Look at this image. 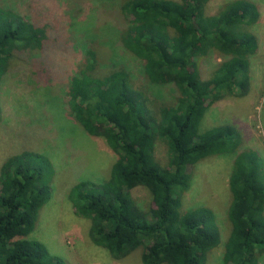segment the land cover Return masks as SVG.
I'll return each mask as SVG.
<instances>
[{
  "label": "trees",
  "instance_id": "obj_1",
  "mask_svg": "<svg viewBox=\"0 0 264 264\" xmlns=\"http://www.w3.org/2000/svg\"><path fill=\"white\" fill-rule=\"evenodd\" d=\"M118 1L128 18L121 45L141 61L149 84L169 86L174 97L149 101L124 69L100 76L81 70L69 78L68 114L116 155L108 177L80 180L68 192L75 213L90 222L89 239L116 259L140 248L143 264H208L220 243L215 215L205 206L183 209L182 196L194 164L233 156L222 264H264V161L253 149L239 150L235 126L201 128L213 103L249 89L247 58L257 49L250 30L259 18L257 6L232 0L207 14L209 0ZM45 38L43 27L0 6V83L11 62L42 49ZM212 50L223 60L203 79L199 60ZM156 138L168 149L165 166L154 156ZM53 170L37 151H22L1 164L0 264H67L43 242L28 238L51 197ZM138 187L150 195L147 209L132 194Z\"/></svg>",
  "mask_w": 264,
  "mask_h": 264
},
{
  "label": "rangeland",
  "instance_id": "obj_2",
  "mask_svg": "<svg viewBox=\"0 0 264 264\" xmlns=\"http://www.w3.org/2000/svg\"><path fill=\"white\" fill-rule=\"evenodd\" d=\"M230 1L209 0L205 12L214 14ZM250 1L257 6L259 18L250 28L257 49L247 58L249 89L213 103L201 128L235 126L241 134L239 150L253 149L264 161V0ZM0 6L30 19L46 32L42 49L19 54L0 83V166L22 151H37L46 155L54 168L51 197L40 209L28 238L43 242L67 264H143L140 248L116 259L92 243L89 220L78 216L68 199L74 183L108 177L116 155L103 138L87 134L68 114L66 89L69 78L81 70L100 76L124 69L131 76L132 87L149 101L171 100L173 90L149 84L141 61L121 45L119 35L128 18L121 13L118 0H0ZM222 60L217 50L200 58L201 77L209 78ZM91 64L93 68L87 69ZM154 156L161 165L167 164L168 149L160 138L155 139ZM232 163L233 156H211L194 164L191 186L182 196L183 209L205 206L215 215L220 243L209 253L208 264H222L223 243L229 236L226 213ZM132 194L144 209L149 207L151 198L145 188L138 187Z\"/></svg>",
  "mask_w": 264,
  "mask_h": 264
}]
</instances>
